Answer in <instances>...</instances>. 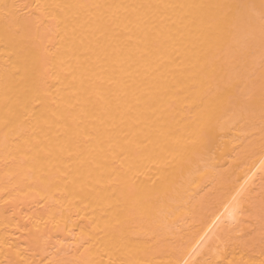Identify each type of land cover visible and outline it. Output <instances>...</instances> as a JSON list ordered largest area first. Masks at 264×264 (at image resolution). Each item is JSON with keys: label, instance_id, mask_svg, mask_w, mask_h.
<instances>
[{"label": "bare ground", "instance_id": "obj_1", "mask_svg": "<svg viewBox=\"0 0 264 264\" xmlns=\"http://www.w3.org/2000/svg\"><path fill=\"white\" fill-rule=\"evenodd\" d=\"M264 0H0V264H264Z\"/></svg>", "mask_w": 264, "mask_h": 264}, {"label": "snow or ice", "instance_id": "obj_2", "mask_svg": "<svg viewBox=\"0 0 264 264\" xmlns=\"http://www.w3.org/2000/svg\"><path fill=\"white\" fill-rule=\"evenodd\" d=\"M262 18H264V15H262Z\"/></svg>", "mask_w": 264, "mask_h": 264}]
</instances>
